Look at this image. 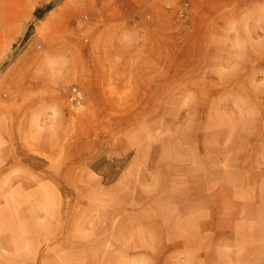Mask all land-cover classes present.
<instances>
[{
	"label": "rangeland",
	"instance_id": "obj_1",
	"mask_svg": "<svg viewBox=\"0 0 264 264\" xmlns=\"http://www.w3.org/2000/svg\"><path fill=\"white\" fill-rule=\"evenodd\" d=\"M23 9L8 63L29 86L44 73L46 95L0 151V264H43L62 234L135 251L197 212L207 231L264 234V0Z\"/></svg>",
	"mask_w": 264,
	"mask_h": 264
},
{
	"label": "crops",
	"instance_id": "obj_2",
	"mask_svg": "<svg viewBox=\"0 0 264 264\" xmlns=\"http://www.w3.org/2000/svg\"><path fill=\"white\" fill-rule=\"evenodd\" d=\"M24 0H0V151L6 150L11 134L23 136L28 120L24 106L31 101L45 102V74L37 73L33 86L27 85V74L15 71L9 64L13 46L23 36L29 23L24 13ZM4 96V97H2ZM34 109L33 120L40 114ZM264 158V154H255ZM0 164L5 156H0ZM200 190V184L197 186ZM247 191L252 190L247 187ZM204 191V190H203ZM196 222L185 225L183 220L159 223V240L135 251L121 248V242L108 247L104 240L121 239V234H62L51 252H45L43 264H264V234H222L221 228L206 230L199 213ZM214 225H218L219 218ZM181 224V225H180ZM180 225V226H179ZM46 238V237H45ZM101 241L94 242L93 239ZM91 240V241H90Z\"/></svg>",
	"mask_w": 264,
	"mask_h": 264
},
{
	"label": "trees",
	"instance_id": "obj_3",
	"mask_svg": "<svg viewBox=\"0 0 264 264\" xmlns=\"http://www.w3.org/2000/svg\"><path fill=\"white\" fill-rule=\"evenodd\" d=\"M52 8H53V4H48L44 8L36 9L34 12V16H35L36 20H40L41 18H43V16L45 14H47L48 12H50L52 10ZM30 29H31V26L29 27L28 31L26 32V34L23 38V42H25L28 39Z\"/></svg>",
	"mask_w": 264,
	"mask_h": 264
},
{
	"label": "built area",
	"instance_id": "obj_4",
	"mask_svg": "<svg viewBox=\"0 0 264 264\" xmlns=\"http://www.w3.org/2000/svg\"><path fill=\"white\" fill-rule=\"evenodd\" d=\"M186 7H187V5L184 4L183 9H180L179 10L180 16H183L184 15V13H185L184 11L186 10ZM77 95H78V93L76 92V90H73L72 99H76V96Z\"/></svg>",
	"mask_w": 264,
	"mask_h": 264
}]
</instances>
